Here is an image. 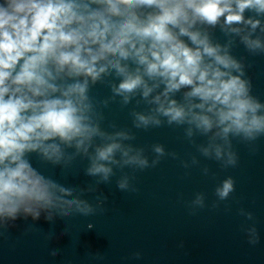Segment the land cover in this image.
I'll return each mask as SVG.
<instances>
[{
    "label": "clouds",
    "instance_id": "1",
    "mask_svg": "<svg viewBox=\"0 0 264 264\" xmlns=\"http://www.w3.org/2000/svg\"><path fill=\"white\" fill-rule=\"evenodd\" d=\"M246 10L264 14V0H0V226L21 212L38 220L40 210L76 203L64 200L70 193L25 155L58 160L57 140L86 152L93 137L104 135L92 122L87 92L89 79L94 83L109 69L122 78L118 93L142 88L146 98L163 84L154 102L170 124L187 121L204 133L215 127L212 139L226 143L229 133L249 140L264 133V104L250 95L241 65L204 30L221 20L233 32L241 24L255 30L260 20L245 19ZM243 40L250 49L261 46L258 39ZM145 77L157 83L150 87ZM181 88L190 89L184 104L170 98ZM139 120L149 122L142 115ZM110 139L95 149L90 174L106 178L111 168L104 162L116 163L117 151L128 157L129 150ZM210 147L219 158L221 146ZM228 157L234 165V154ZM125 163L144 167L147 161L132 156ZM234 183L225 180L218 196L226 199Z\"/></svg>",
    "mask_w": 264,
    "mask_h": 264
},
{
    "label": "water",
    "instance_id": "2",
    "mask_svg": "<svg viewBox=\"0 0 264 264\" xmlns=\"http://www.w3.org/2000/svg\"><path fill=\"white\" fill-rule=\"evenodd\" d=\"M244 16L260 25H233L240 28L233 32L221 20L204 30L241 65L250 95L264 104V14L246 10ZM244 36L261 46L250 49ZM121 79L113 69L94 83L89 79L90 116L104 135L93 137L86 152L57 140L58 160L26 153L34 169L70 193L62 198L76 203L40 210L38 220L21 212L0 226V264H264V133L255 140L229 133L226 143L212 139L215 127L204 133L187 121L170 124L154 102L163 84L145 98L142 88L118 93ZM144 79L150 87L157 83ZM189 90L170 98L184 104ZM141 115L149 118L147 125ZM110 138L146 166L125 163L128 157L117 151L116 163L104 162L111 168L106 178L90 174L95 149ZM210 144L221 146L219 158ZM229 152L234 165L227 162ZM229 178L235 190L221 199L216 190Z\"/></svg>",
    "mask_w": 264,
    "mask_h": 264
}]
</instances>
